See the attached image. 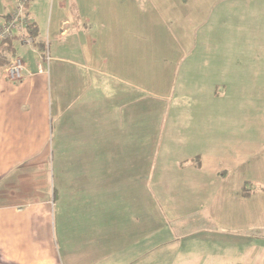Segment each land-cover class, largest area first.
Here are the masks:
<instances>
[{
    "label": "rangeland",
    "instance_id": "obj_1",
    "mask_svg": "<svg viewBox=\"0 0 264 264\" xmlns=\"http://www.w3.org/2000/svg\"><path fill=\"white\" fill-rule=\"evenodd\" d=\"M214 8L225 15L206 19L208 39L196 35L194 48L182 50L170 88L160 82L153 94L128 89L134 99L128 92L124 99L85 85L70 102L57 97L52 78L50 106L66 108L67 119L70 109L77 113L72 125L59 130L54 122L47 132L57 264H98L92 254L103 251L178 249L193 228L183 225L208 217L214 165L220 173L226 168L217 161L222 151L203 155L202 167L196 155L229 139L237 123L238 132L242 124L247 129L238 139L261 138L264 0H221Z\"/></svg>",
    "mask_w": 264,
    "mask_h": 264
},
{
    "label": "crops",
    "instance_id": "obj_2",
    "mask_svg": "<svg viewBox=\"0 0 264 264\" xmlns=\"http://www.w3.org/2000/svg\"><path fill=\"white\" fill-rule=\"evenodd\" d=\"M220 1L32 0L27 5V18L36 29V41L48 50V61H40L38 48L23 46L17 38L2 48L9 58L22 59L25 70L16 83L0 72V264H57L49 227L50 191L55 197V187L49 180L47 132L54 122L59 130L72 125L77 113L70 109L67 119L66 108L50 106L52 78L57 97L69 96L70 102L85 92V85L114 89L122 98L128 92L132 99L128 89L153 94L160 82L170 88L182 50L194 48L196 35L208 39L201 30L206 19L225 15L215 11ZM8 5L0 0V23ZM31 53L32 63L27 59ZM262 119L259 140L238 139L247 129L242 124L238 132L237 123L230 127L229 139L195 154L201 159L222 151L217 161L226 168L220 173L215 168L219 163L214 165L215 194L208 217L183 225L193 228L178 249L115 256L103 251L92 254L96 263L264 264V115ZM245 182L252 190L247 197L242 195Z\"/></svg>",
    "mask_w": 264,
    "mask_h": 264
},
{
    "label": "built area",
    "instance_id": "obj_3",
    "mask_svg": "<svg viewBox=\"0 0 264 264\" xmlns=\"http://www.w3.org/2000/svg\"><path fill=\"white\" fill-rule=\"evenodd\" d=\"M8 12L6 19L0 23V52L6 42L17 38L23 46L34 47V40L27 34V29L31 25L26 15L27 5L32 0H8ZM3 53V52H2ZM39 60L48 61V50L44 55H39ZM25 70L22 59L17 56L9 58L8 63L3 67L2 78L12 83L19 82ZM42 65H38V72H42Z\"/></svg>",
    "mask_w": 264,
    "mask_h": 264
},
{
    "label": "trees",
    "instance_id": "obj_4",
    "mask_svg": "<svg viewBox=\"0 0 264 264\" xmlns=\"http://www.w3.org/2000/svg\"><path fill=\"white\" fill-rule=\"evenodd\" d=\"M27 34L33 38L34 46L38 48L39 54L40 55H44L46 48H45L43 43L36 41V38H35L36 29H35L33 24H31L28 27ZM8 61H9L8 55L0 52V72H1V70H3V67L8 63ZM195 159H196V161H198L200 163V158L198 156H196ZM199 163H198L197 167H199ZM251 191H252L251 190V183L250 182H245V184L242 187V195L244 197H247V196L250 195Z\"/></svg>",
    "mask_w": 264,
    "mask_h": 264
}]
</instances>
